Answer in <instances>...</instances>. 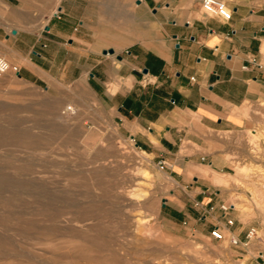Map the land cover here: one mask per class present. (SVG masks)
<instances>
[{
	"label": "rangeland",
	"instance_id": "rangeland-1",
	"mask_svg": "<svg viewBox=\"0 0 264 264\" xmlns=\"http://www.w3.org/2000/svg\"><path fill=\"white\" fill-rule=\"evenodd\" d=\"M201 1L156 0L178 22L208 16ZM225 2L264 10V0ZM10 3L13 13L20 5L57 13L60 0ZM104 9V0L91 9L102 44L121 38L120 28L104 26ZM87 79L46 83L0 73V264H264V99L241 111L253 125L209 132L222 168H195L191 200L193 188L183 190L123 132ZM196 201L213 205L211 215ZM215 225L223 240L211 236ZM232 234L241 245L229 242Z\"/></svg>",
	"mask_w": 264,
	"mask_h": 264
},
{
	"label": "crops",
	"instance_id": "crops-1",
	"mask_svg": "<svg viewBox=\"0 0 264 264\" xmlns=\"http://www.w3.org/2000/svg\"><path fill=\"white\" fill-rule=\"evenodd\" d=\"M133 1L135 9L130 0H104V26L120 28L121 38L102 44L91 19L98 0H60L57 13L23 5L13 13L10 0H0V52L26 80L70 84L88 76L96 103H109L123 132L163 159L183 190L193 188L195 168H222L209 132L248 128L253 120L242 109L264 99V10L228 5L229 20L178 22L156 0ZM109 48L114 53L103 55Z\"/></svg>",
	"mask_w": 264,
	"mask_h": 264
},
{
	"label": "built area",
	"instance_id": "built-area-1",
	"mask_svg": "<svg viewBox=\"0 0 264 264\" xmlns=\"http://www.w3.org/2000/svg\"><path fill=\"white\" fill-rule=\"evenodd\" d=\"M201 2H202V7L205 9L206 15H216V16L221 17L223 20H229L231 18L232 10L226 4L225 0H202ZM7 72L18 74L19 68L17 65L10 64L4 57L0 56V73H7ZM71 110H72L71 106H67L65 109V111H71ZM157 164L160 167H164L166 163L162 159L158 161ZM195 205H198V208L202 210L203 215L211 214L214 210L213 205L204 206L198 201L195 202ZM219 208L222 210V215L224 216L228 206L225 204H221ZM228 222L230 224L232 223L231 220H228ZM210 234L214 239L223 240L225 238V234L219 225L214 226ZM255 234H256L255 229L250 228L247 230L246 238L250 240L253 236H255ZM229 242L235 246H239L242 244L239 237L233 234L229 236Z\"/></svg>",
	"mask_w": 264,
	"mask_h": 264
},
{
	"label": "water",
	"instance_id": "water-1",
	"mask_svg": "<svg viewBox=\"0 0 264 264\" xmlns=\"http://www.w3.org/2000/svg\"><path fill=\"white\" fill-rule=\"evenodd\" d=\"M11 32H12V33H15L16 31L13 29ZM103 53H104V54H106V53L113 54V53H114V49H112V48L105 49V50H103ZM18 76H20V75H18Z\"/></svg>",
	"mask_w": 264,
	"mask_h": 264
}]
</instances>
